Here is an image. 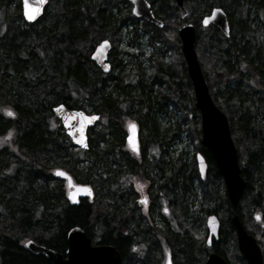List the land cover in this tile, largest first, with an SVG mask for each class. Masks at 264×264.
Here are the masks:
<instances>
[{"label": "trees", "instance_id": "1", "mask_svg": "<svg viewBox=\"0 0 264 264\" xmlns=\"http://www.w3.org/2000/svg\"><path fill=\"white\" fill-rule=\"evenodd\" d=\"M243 2L185 0L188 14L182 19L170 0H149L154 17L163 23L159 28L132 16L128 0H48L43 16L30 24L22 19L20 0H0V264H51L25 242L63 253L66 232L75 225L113 240L123 260L135 264H162L165 245L172 247L179 264H201L203 234L198 244L193 222L185 220L183 206L175 207L176 198L199 200L205 212L220 217L212 250L228 264H246L229 221L237 211L260 246L264 264V81L245 76L241 62L244 50L264 45V29L255 30L252 22L243 26ZM213 7L227 13L229 36L216 25H200ZM129 22L148 34L149 44H158V54L147 64L130 53L125 62L111 57L112 70L103 73L90 60L91 49L101 38L111 39L115 49L120 30ZM186 22L195 26L198 61L214 102L227 116L246 180L236 209L219 175L205 190L192 188L188 178L189 161L203 148L199 112L177 36ZM260 63L252 65L253 72L264 70ZM57 104L101 116L96 125L102 126L90 129L87 149L70 143L52 113ZM161 115L173 119L171 126H160ZM127 118L139 125V159L125 145L122 126ZM182 134L193 143V153L167 160L170 141ZM207 162L215 171L210 157ZM55 168L90 185L92 200L70 204L64 181L53 175ZM146 181L152 191L145 213L136 189ZM159 193L167 196L174 222L166 221L161 211L156 221L153 206L159 203Z\"/></svg>", "mask_w": 264, "mask_h": 264}, {"label": "water", "instance_id": "2", "mask_svg": "<svg viewBox=\"0 0 264 264\" xmlns=\"http://www.w3.org/2000/svg\"><path fill=\"white\" fill-rule=\"evenodd\" d=\"M20 1L22 17L26 22H34L41 17L47 3V0ZM129 1L132 5L131 12L135 17L143 18L159 28L162 27V21L154 17L152 7L147 0ZM171 1L177 6L180 18H185L188 12L184 0ZM30 15L33 16L32 19L28 18ZM200 24L202 26L215 24L225 36L230 35L225 11L220 7H213L207 15L201 18ZM177 36L186 72L193 89L194 107L200 116V145L212 155L217 172L224 183L225 196L230 205L236 209L246 180L241 175L228 119L210 96L209 87L194 47L195 26L193 23L182 24L177 29ZM110 48V42L107 39H102L95 44L90 53V59L103 73H108L111 69L107 61ZM52 113L60 121L71 144L81 149H87V130L95 126L100 116L96 113L87 114L82 109L68 108L64 104L53 106ZM125 142L131 151L138 152V128L133 122L126 125ZM195 160L200 180L205 181L207 172L205 159L198 152L195 154ZM53 175L65 182L66 199L70 204H78L80 199H92L91 187L87 184L74 182L67 171L56 168L53 170ZM142 200L145 201V199ZM229 221L234 227L237 249L242 259L246 264H263L262 251L255 237L243 225L237 211L231 214ZM219 224V218L215 213L206 217V245L209 246L211 241L218 239ZM66 243L63 253L31 240L26 241L25 246L33 253L43 255L51 264H120V255L114 246H92L89 237L80 226L75 225L67 230ZM167 264H170L169 257H167ZM203 264H228V262L217 252L211 251L205 256Z\"/></svg>", "mask_w": 264, "mask_h": 264}, {"label": "flooded vegetation", "instance_id": "3", "mask_svg": "<svg viewBox=\"0 0 264 264\" xmlns=\"http://www.w3.org/2000/svg\"><path fill=\"white\" fill-rule=\"evenodd\" d=\"M240 1H242V0H240ZM243 1L244 2H243V6L241 7V13H245L246 14V15L242 14V17L246 18V21H243L242 22L243 26H248V24H250L252 22L253 24H256V26H257V29H255V30H262V29H264V8H263L264 0H243ZM246 1H247V4H246ZM129 3H130V1H129ZM47 4H48V0H47V3L45 5V9H46ZM249 4H253L254 6L249 7L248 6ZM130 5H131V3H130ZM20 6H21V1H20ZM259 7L262 9V12H260V13L257 14L255 11ZM131 8H132V5H131ZM131 8H130V10H131ZM45 9H44V11H45ZM43 14H44V12H43ZM43 14H42V16H43ZM225 14H226V18H227V22H228V26H229V21H228L227 13L225 12ZM247 14H249V15H247ZM21 16H22V12H21ZM22 19H23V17H22ZM37 20H35L34 22H36ZM23 21H25V20L23 19ZM34 22H26V23H29L30 24V23H34ZM209 25H215V24H209ZM209 25H207L206 27H208ZM236 25H239V24L236 23ZM229 30H230V28H229ZM102 39H107L110 42V44H111V48H110V50L108 52V55H107V61L110 64V68H112L111 57H116L117 61H120V54L121 53L120 52L119 53H116V49H114L113 41L111 39H109V38H101L100 40H102ZM92 49H91V51H92ZM241 57H242L241 58V62H242V73L245 76L250 75L252 77V80H255L257 82L264 81V70L260 71V73L259 72H253L252 71V68H253L252 65H255V64H258V63L261 62V60L258 61L259 59H261V58L263 59V62L260 63L261 65H263V63H264V45L263 46H257L255 48H253L252 50H249V49L244 50ZM89 58H90V54H89ZM115 66L116 67L114 69L117 71V69H118L119 66H117V65H115ZM110 70H112V69H110ZM100 120H101V118H100ZM131 122H134L137 125V128H138L139 150H138L137 153H134V156L139 159L141 157L140 156V146H141L140 141L141 140H140L139 125H138V123L136 121H131ZM90 131L91 130L88 129V132H87L88 135L90 134ZM199 143H200V141H199ZM125 145H126V142H125ZM202 148H203V150L201 152L200 151H195L194 152V162L192 163V161H189V166H188L187 172L189 174V177L188 178L190 180L192 179V182H191L192 188L194 186L195 187L197 186L198 188H204V189H206L207 186L210 185L209 184V180L213 179V177L215 176V174L219 175V173L217 172V169H216V166H215V163H214V160H213L212 155L204 147H202ZM198 152L202 154V156L204 157L205 162L207 164V172H206V179H205V181H201L200 180V176H199V172H198V168H197V164H196V160H195V154L198 153ZM208 157H210L212 159L213 164H214V167H215V171L209 169V164L207 162V158ZM193 169H195L196 172ZM220 178L222 180V177L221 176H220ZM200 182L202 183L201 186L199 184ZM222 182H223V180H222ZM143 186L144 185H139V184L137 185V189H136L137 192H138V198H137L138 201H137V203L142 208V210H144L145 213H146V212H148L149 206H151L150 205V201H149V194H150V191H152V190L150 189V187H148V189H146ZM91 189H93V188L91 187ZM159 195L160 196L158 198H156L157 201H158V199L160 197L163 196L162 193H159ZM142 199H145V201H143ZM81 200H83V199H80V201ZM86 200H89V199H86ZM155 205H159V203H157ZM166 205L168 207L163 208V210H162L163 212L162 213L163 214L165 213L164 216L166 217V221H168V222L169 221L170 222H174L173 221L174 220V215L173 214L171 215L172 217H167L168 214H170V212H171L170 211V205H169L168 199L166 201ZM209 214H211V212H205V217H207ZM231 214H233V212ZM231 214H230V216H231ZM218 218H219V221H220V217L219 216H218ZM202 223L199 226H202L203 225L202 227L204 228V230H203L204 246L202 247L199 243L198 244H199V248H200V251L202 252L203 260H204L205 255L208 254L209 252L213 251L212 248L214 246V241H211V244L209 246L206 245V242L205 241H206L207 230H206V227H205V223L203 221H202ZM219 227H220V225H219ZM233 231H234V227H233ZM85 233H86V231H85ZM86 234L89 237L90 244L92 246H95V245H101V246L112 245V246H114L115 249L119 252V255H120V264H135L132 259H130V260H123V257L121 255L118 247L115 245V242H113V240L106 241L105 240V237L103 235H100V234L96 235V232H93V231H90L89 233H86ZM218 235H219V233H218ZM112 237H113V239L115 241L116 240V237L113 236V235H112ZM66 245H67V243H66ZM165 246H166L167 252L166 253L164 252V262L162 264H167V257H169L170 264H179V262H177L174 259V257L172 256L173 255L172 247L170 245H165ZM202 255H200V257ZM203 260H202V263H203Z\"/></svg>", "mask_w": 264, "mask_h": 264}, {"label": "rangeland", "instance_id": "4", "mask_svg": "<svg viewBox=\"0 0 264 264\" xmlns=\"http://www.w3.org/2000/svg\"><path fill=\"white\" fill-rule=\"evenodd\" d=\"M149 1V0H148ZM185 4V2H184ZM118 7H120L121 11H124V7L122 5H119ZM118 7H117V11H118ZM186 7V5H185ZM187 8V7H186ZM132 15V14H131ZM133 16V15H132ZM130 23V22H129ZM129 27L125 28V29H121L120 30V38L119 40H117L116 44H115V49H116V53H121L120 58H122V61H128V55L126 54H132L133 57H135V60L137 61L138 59H142V63L147 64V60L149 57L155 54H158L156 52L157 50V46L158 44L156 43L154 46H152L151 44H149L147 42V40H149L148 34L145 33L144 31H141V29H136L134 28V24L132 25L131 23L128 24ZM133 26V28H132ZM128 30L131 31L130 35H129V42H128V35L126 33H128ZM138 30V33H137ZM135 32V34H134ZM137 33V35H136ZM132 43V45L130 44ZM116 71V70H115ZM212 89L211 90H216V85H212ZM210 91V88H209ZM210 95H211V91H210ZM212 97V96H211ZM131 121H134L132 119L127 118L125 120V124H123L122 127H125L126 123H129ZM159 121V122H158ZM158 123L161 124L160 126L162 127H168L171 126V123L173 122V119H170L169 117L165 116V115H161L158 118ZM102 126L101 124L96 125L95 127H100ZM127 147V146H126ZM193 143H191L190 139L188 136H185V134L181 135V139H174L171 140L167 149V156H165V158L167 160H171V158H175L178 154L179 155H185L186 153H193ZM128 149V148H127ZM139 185H144L143 187L148 189V187H150V185L148 184V181H146L145 183L139 182ZM151 189V188H150ZM200 189V188H199ZM203 190H205L203 188ZM200 192V191H199ZM199 199V198H198ZM159 201V205H154L153 206V212L156 215V221L159 222V212H163V208L168 207L166 205V201H167V196H162L158 199ZM176 200L177 203H175V207L176 206H183L186 209V213H185V220L189 222V224L191 223V221L193 222V226L192 230L194 233V237L197 236V240L198 243H200L201 241V236L203 234V223H202V218L205 220V210L206 207H199V203L198 201H183V202H179V200ZM203 209V210H202ZM165 214V213H164ZM172 212H170V214H168L167 217H172ZM193 215H195L196 217H193ZM163 221V218H160ZM201 223L203 224L202 226L199 227V225H201ZM164 252L166 253V246L164 247ZM180 254V253H179ZM164 262V260H163Z\"/></svg>", "mask_w": 264, "mask_h": 264}, {"label": "snow or ice", "instance_id": "5", "mask_svg": "<svg viewBox=\"0 0 264 264\" xmlns=\"http://www.w3.org/2000/svg\"><path fill=\"white\" fill-rule=\"evenodd\" d=\"M28 18H29V19H32V18H33V16H31V15H30ZM105 43H107V42L105 41ZM9 115H11V113H10V112H9Z\"/></svg>", "mask_w": 264, "mask_h": 264}, {"label": "bare ground", "instance_id": "6", "mask_svg": "<svg viewBox=\"0 0 264 264\" xmlns=\"http://www.w3.org/2000/svg\"><path fill=\"white\" fill-rule=\"evenodd\" d=\"M183 22V21H182ZM223 240V239H222Z\"/></svg>", "mask_w": 264, "mask_h": 264}]
</instances>
